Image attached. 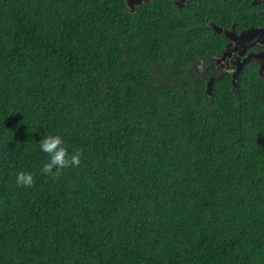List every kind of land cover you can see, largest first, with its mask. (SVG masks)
I'll return each instance as SVG.
<instances>
[{
  "label": "trees",
  "instance_id": "trees-1",
  "mask_svg": "<svg viewBox=\"0 0 264 264\" xmlns=\"http://www.w3.org/2000/svg\"><path fill=\"white\" fill-rule=\"evenodd\" d=\"M241 15L0 0V264H264V77L193 75ZM50 134L83 150L57 178Z\"/></svg>",
  "mask_w": 264,
  "mask_h": 264
},
{
  "label": "flooded vegetation",
  "instance_id": "flooded-vegetation-1",
  "mask_svg": "<svg viewBox=\"0 0 264 264\" xmlns=\"http://www.w3.org/2000/svg\"><path fill=\"white\" fill-rule=\"evenodd\" d=\"M206 1L207 0H173L178 8H186L188 10L197 7H206ZM232 2L240 5L242 9L241 16L237 19L229 18L228 20H222V22H216L214 19L206 18L203 24L205 26H211L212 28L214 25H217L224 30L232 31V35L235 37L242 33H245L247 36L252 35L248 32L252 29H256L259 32L260 30H264V0H232ZM137 5L140 4H136L134 7H130L127 4L132 10H134ZM231 7L235 8L233 4ZM260 33L258 35H252L250 39H245L243 41L241 39L231 40L226 37L227 40L223 50L217 55L210 56L209 63L207 64L203 59L201 63L196 66L193 75L199 78H207L208 81L212 78L216 79L230 73L233 79L234 73L244 64L240 74L237 75V79H240L245 69L250 64H253L256 66L258 74L264 77V35H260Z\"/></svg>",
  "mask_w": 264,
  "mask_h": 264
},
{
  "label": "clouds",
  "instance_id": "clouds-1",
  "mask_svg": "<svg viewBox=\"0 0 264 264\" xmlns=\"http://www.w3.org/2000/svg\"><path fill=\"white\" fill-rule=\"evenodd\" d=\"M40 149L47 154L48 160L43 164L41 172L45 175L57 178L62 169L79 167L82 149L69 152L64 138L59 134H50L40 141ZM16 183L22 187H32L35 184V177L32 172L21 171L16 176Z\"/></svg>",
  "mask_w": 264,
  "mask_h": 264
},
{
  "label": "water",
  "instance_id": "water-1",
  "mask_svg": "<svg viewBox=\"0 0 264 264\" xmlns=\"http://www.w3.org/2000/svg\"><path fill=\"white\" fill-rule=\"evenodd\" d=\"M147 2V1H149V0H126V2H127V4L130 6V7H134L136 4H141V3H143V2ZM213 29L216 31V32H219V33H222V34H224L227 38H229V39H231V40H233V39H241L242 41L243 40H245V39H250L251 37H252V35H258L260 32V35H264V30H260V32L258 31V30H256V29H252V30H249L248 32L250 33V34H252V35H249V36H247L245 33H242V34H240L239 36H237V37H235V36H233L232 34H233V32L232 31H228V30H224L223 28H221V27H219V26H217V25H214L213 26ZM247 32V33H248ZM259 35V36H260ZM247 36V37H246ZM258 36V37H259ZM243 66H244V64H242L241 66H240V68L234 73V76H233V83H234V87L235 86H237L238 85V80L239 79H237V75L238 74H240V72H241V70L243 69ZM264 67V66H263ZM262 67V68H263ZM214 80L215 79H210V80H208L207 81V93L208 94H211V92H212V89H213V83H214Z\"/></svg>",
  "mask_w": 264,
  "mask_h": 264
}]
</instances>
